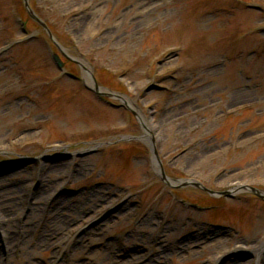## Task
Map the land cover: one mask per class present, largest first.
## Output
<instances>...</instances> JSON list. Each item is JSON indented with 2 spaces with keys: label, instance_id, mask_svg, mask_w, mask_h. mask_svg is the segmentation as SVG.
<instances>
[{
  "label": "rangeland",
  "instance_id": "obj_1",
  "mask_svg": "<svg viewBox=\"0 0 264 264\" xmlns=\"http://www.w3.org/2000/svg\"><path fill=\"white\" fill-rule=\"evenodd\" d=\"M29 2L65 68L0 0V264H264V200L188 181L264 191V0Z\"/></svg>",
  "mask_w": 264,
  "mask_h": 264
},
{
  "label": "water",
  "instance_id": "obj_2",
  "mask_svg": "<svg viewBox=\"0 0 264 264\" xmlns=\"http://www.w3.org/2000/svg\"><path fill=\"white\" fill-rule=\"evenodd\" d=\"M25 2V6L28 8V11L30 13V15L35 19L37 20L41 25H43L44 27H46L45 23L39 18L37 17L34 12L32 11V9L29 7V4H28V1L27 0H24ZM49 32V31H48ZM55 58L58 60V62L61 63L60 61V58L58 56L55 55ZM94 86H95V89L97 92H100V89H99V86L94 83ZM153 86L150 85L149 88H147L145 91H148V89L150 90ZM130 110L138 117V113L136 111H134L132 108H130ZM150 138H151V135H149ZM151 149H152V152L154 153L155 155V158L157 160V162L159 163V167H160V172H161V176H162V179L166 180L167 177H166V174L164 172V169L162 167V164H161V161L158 157V153L155 149V146H154V143L152 141L151 143ZM190 183H192V185H195V186H201L203 189H205L206 191H208L209 193H220V194H225V195H229L231 196L232 195V190H224V191H214V190H211L205 186H203L202 184H200L199 182L197 181H193V180H188ZM240 188H248L250 189L252 192L256 193L257 195H259L260 197L264 198V194L262 193V191H260L258 188L254 187V186H248V185H242L240 186Z\"/></svg>",
  "mask_w": 264,
  "mask_h": 264
},
{
  "label": "bare ground",
  "instance_id": "obj_3",
  "mask_svg": "<svg viewBox=\"0 0 264 264\" xmlns=\"http://www.w3.org/2000/svg\"><path fill=\"white\" fill-rule=\"evenodd\" d=\"M84 76H85V79H86V80H89V79H88V70H87V72L84 73ZM88 83L91 84L90 81H89ZM123 100H125L126 103H127L128 105L132 104V101L129 100V99H127V98H123ZM138 116H139V119H140L141 122H143V123L146 124V125L149 124V123H148V120L144 117L143 114L139 113ZM0 208H1V207H0ZM0 215H1V214H0ZM0 217H1V216H0ZM0 232L3 234V235H1L0 237L5 238V240H6V238H9V239H10V234H9V233L5 235L4 232H3L2 230H1ZM238 249H242V250H245V251L249 250L247 247H244V246H239Z\"/></svg>",
  "mask_w": 264,
  "mask_h": 264
},
{
  "label": "trees",
  "instance_id": "obj_4",
  "mask_svg": "<svg viewBox=\"0 0 264 264\" xmlns=\"http://www.w3.org/2000/svg\"><path fill=\"white\" fill-rule=\"evenodd\" d=\"M53 30V29H52Z\"/></svg>",
  "mask_w": 264,
  "mask_h": 264
}]
</instances>
